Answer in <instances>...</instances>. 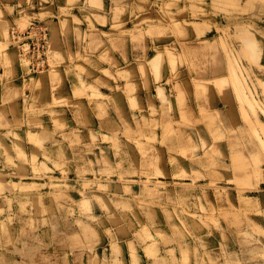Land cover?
Listing matches in <instances>:
<instances>
[{
  "label": "rangeland",
  "instance_id": "obj_1",
  "mask_svg": "<svg viewBox=\"0 0 264 264\" xmlns=\"http://www.w3.org/2000/svg\"><path fill=\"white\" fill-rule=\"evenodd\" d=\"M5 1L0 264H264V5Z\"/></svg>",
  "mask_w": 264,
  "mask_h": 264
},
{
  "label": "crops",
  "instance_id": "obj_2",
  "mask_svg": "<svg viewBox=\"0 0 264 264\" xmlns=\"http://www.w3.org/2000/svg\"><path fill=\"white\" fill-rule=\"evenodd\" d=\"M6 2L7 1H5V0H0V3H4L5 4ZM240 2H243L244 4H247V5L251 4V5H255V6H261V9H263L262 6L264 5V0H249V1L248 0H237V3H240ZM206 4L209 7L212 6L213 8H215L214 5H216V4H218V5L227 4V2L225 0H223V1L217 0V2H216V0H210L209 3H206ZM62 5L67 7L68 6V1L66 0ZM57 11L61 12L60 9H57ZM51 35H52V32H51ZM52 37H53V35H52Z\"/></svg>",
  "mask_w": 264,
  "mask_h": 264
},
{
  "label": "built area",
  "instance_id": "obj_3",
  "mask_svg": "<svg viewBox=\"0 0 264 264\" xmlns=\"http://www.w3.org/2000/svg\"><path fill=\"white\" fill-rule=\"evenodd\" d=\"M29 34V36L27 37L28 39H34V38H36L38 35H41L42 36V39L45 41V46L43 47V50H45V51H48V38H46V35H44V33L43 32H41L38 28H33V29H31V33H28ZM30 47V46H29ZM20 55H23L24 57H26L27 55H30L31 53L27 50V47L26 46H24V47H20ZM19 53V52H18ZM34 56H35V54H32L31 55V59H32V57L34 58ZM28 58V57H27ZM29 58V59H30ZM30 59V60H31Z\"/></svg>",
  "mask_w": 264,
  "mask_h": 264
},
{
  "label": "bare ground",
  "instance_id": "obj_4",
  "mask_svg": "<svg viewBox=\"0 0 264 264\" xmlns=\"http://www.w3.org/2000/svg\"><path fill=\"white\" fill-rule=\"evenodd\" d=\"M69 2H70V1H69ZM59 27H60V26H59ZM72 28H73V27H72ZM53 32H54V31H53ZM54 35H56V34H54ZM49 38H50V37H49ZM52 38H53V37H52ZM54 39H55V38H54ZM53 43H54V42H53ZM53 43H52V44H53ZM49 44H50V43H49ZM52 44H50V46L48 45V48L51 47ZM59 45H60V44H59ZM52 47H53V46H52ZM68 47H69V46H68ZM50 49H51V48H50ZM54 55H55V54H54ZM4 62H5V61H4ZM48 65H49V64H48ZM53 67H54V66H53ZM3 68H4V67H3ZM42 70H43V69H42ZM9 73H10V72H9ZM7 163H8V162H7ZM16 164H17V163H16ZM31 166H32V164H31ZM8 182H9V181H8ZM28 187H29V186H28ZM0 188H1V187H0ZM14 188H15V186H14ZM24 188H25V187H24ZM49 201H50V200H49ZM54 205H55V204H54ZM51 206H52V205H51ZM30 208H31V207H30ZM56 210H57V209H56ZM78 213H79V212H78ZM91 235H92V234H91ZM115 236H116V235H115Z\"/></svg>",
  "mask_w": 264,
  "mask_h": 264
}]
</instances>
